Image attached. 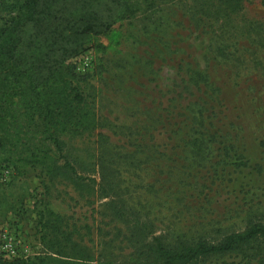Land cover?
<instances>
[{"label": "rangeland", "instance_id": "rangeland-1", "mask_svg": "<svg viewBox=\"0 0 264 264\" xmlns=\"http://www.w3.org/2000/svg\"><path fill=\"white\" fill-rule=\"evenodd\" d=\"M13 1L0 0V26L15 15ZM240 4L230 12L232 7L221 0H129L116 9L108 27L85 38L66 63L94 101L99 122L108 126L58 134L75 172L55 175L42 164H0V246L4 240L16 248L14 256L0 248L4 258L34 264H78L82 258L133 264L144 261L128 239L137 219L149 225L140 231L134 227L143 235L214 218L216 227L204 234L210 240L264 221V0ZM198 73L207 81L199 90L190 88L192 94L182 101L201 99L204 117L231 155L224 162L212 156L202 167L184 152L176 154V137L167 132L185 118L181 112L193 113L196 105L178 112L170 98ZM122 127H147V134H134V143L151 145L158 160L142 152L133 155L136 144ZM101 158L140 170L106 173L112 186L106 183L102 192L94 167ZM78 159L90 170L79 172ZM213 167L219 174L212 182ZM78 174L85 178L79 181ZM115 209L132 212L130 221L115 215ZM192 264H264V239Z\"/></svg>", "mask_w": 264, "mask_h": 264}, {"label": "trees", "instance_id": "trees-1", "mask_svg": "<svg viewBox=\"0 0 264 264\" xmlns=\"http://www.w3.org/2000/svg\"><path fill=\"white\" fill-rule=\"evenodd\" d=\"M241 1L221 0L232 7L230 12L237 11ZM128 2L129 0L12 2L11 7L16 13L0 26V164H42L46 172L55 175L65 170L75 172L74 166L62 151L58 134L77 128L86 131L108 125L99 122L93 106L94 101H90L77 85L73 66L66 61L78 54L86 37L108 27L116 9L128 5ZM201 78L202 75L198 73V77L188 83L190 86H182L175 96L170 98V104L178 107V112L191 109V104L196 106L191 110V115L181 112L180 116L185 118L167 130L170 138L176 137V144L172 145L176 148L175 153L181 155L184 152L187 159L193 160L195 166L200 167L212 156H217V162H224L231 156L229 149H225L221 141L222 136L212 127L209 117H204L201 99L198 102L182 101L183 95L187 98V95L192 94L190 88L199 90L201 83L207 81L204 77V80ZM122 128V134L129 140L133 138L134 141L129 142L136 144L132 150L133 155L142 152L147 158L158 160L151 145L139 144L138 141L134 143V134H147V127L135 131H131L129 127ZM99 134L102 135L101 132H98ZM104 134L108 136L106 132ZM214 144L217 146L213 150ZM159 155L161 156L160 152ZM61 158L63 163H58ZM47 160L50 164H45ZM130 164L124 161L114 163L109 158L98 160L94 167L97 165L100 173L98 185L100 189H104L102 192H107L103 187L106 183L112 186V183L106 180V173L140 170L130 167ZM85 170H90V167L78 159V171ZM218 174V169L213 167L212 174L208 176L213 182ZM83 178L85 177L82 174H78L79 181ZM196 183L206 186L203 181ZM202 193L205 197L208 195V192ZM190 196L197 194L190 193ZM113 213L119 214L121 218L124 216L125 222H129L127 217L133 214L119 209H115ZM137 222L139 225L130 226H136L138 231L149 227L144 222L140 224L139 219ZM215 227L214 218H209L206 222L193 220L190 226H181L180 229H162L158 234H155L153 229L143 235L130 230L129 244L140 260L144 259L143 262L137 261L133 264H192L201 257L229 252L255 239H264V221L249 222L242 231H229L217 240H210L204 234ZM0 264L34 263L19 258H4L0 251ZM78 264L97 263L82 258Z\"/></svg>", "mask_w": 264, "mask_h": 264}, {"label": "built area", "instance_id": "built-area-1", "mask_svg": "<svg viewBox=\"0 0 264 264\" xmlns=\"http://www.w3.org/2000/svg\"><path fill=\"white\" fill-rule=\"evenodd\" d=\"M3 235H6L5 233H3ZM1 251L4 253V255H8V256H14L16 253V248H14L13 243L10 242H5L3 240L2 245L0 246Z\"/></svg>", "mask_w": 264, "mask_h": 264}]
</instances>
